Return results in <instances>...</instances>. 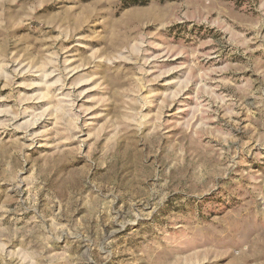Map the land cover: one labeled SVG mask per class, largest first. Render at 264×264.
Listing matches in <instances>:
<instances>
[{
    "label": "rangeland",
    "instance_id": "rangeland-1",
    "mask_svg": "<svg viewBox=\"0 0 264 264\" xmlns=\"http://www.w3.org/2000/svg\"><path fill=\"white\" fill-rule=\"evenodd\" d=\"M0 264H264V0H0Z\"/></svg>",
    "mask_w": 264,
    "mask_h": 264
},
{
    "label": "trees",
    "instance_id": "trees-1",
    "mask_svg": "<svg viewBox=\"0 0 264 264\" xmlns=\"http://www.w3.org/2000/svg\"><path fill=\"white\" fill-rule=\"evenodd\" d=\"M134 1H138V0H134ZM139 1H146V0H139Z\"/></svg>",
    "mask_w": 264,
    "mask_h": 264
}]
</instances>
